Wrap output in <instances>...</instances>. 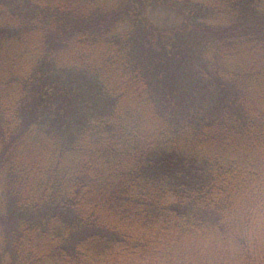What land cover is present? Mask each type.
Instances as JSON below:
<instances>
[{"label":"trees","instance_id":"obj_1","mask_svg":"<svg viewBox=\"0 0 264 264\" xmlns=\"http://www.w3.org/2000/svg\"><path fill=\"white\" fill-rule=\"evenodd\" d=\"M0 264H264V0H0Z\"/></svg>","mask_w":264,"mask_h":264},{"label":"rangeland","instance_id":"obj_2","mask_svg":"<svg viewBox=\"0 0 264 264\" xmlns=\"http://www.w3.org/2000/svg\"><path fill=\"white\" fill-rule=\"evenodd\" d=\"M146 15L149 21L162 27L180 25L187 20V18L182 16L179 12L161 4L149 6L146 9Z\"/></svg>","mask_w":264,"mask_h":264}]
</instances>
